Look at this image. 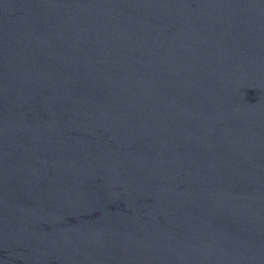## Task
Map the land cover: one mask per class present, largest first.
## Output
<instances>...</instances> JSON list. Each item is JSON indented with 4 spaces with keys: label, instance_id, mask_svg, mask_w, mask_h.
<instances>
[{
    "label": "water",
    "instance_id": "obj_1",
    "mask_svg": "<svg viewBox=\"0 0 264 264\" xmlns=\"http://www.w3.org/2000/svg\"><path fill=\"white\" fill-rule=\"evenodd\" d=\"M0 264H264V0H0Z\"/></svg>",
    "mask_w": 264,
    "mask_h": 264
}]
</instances>
